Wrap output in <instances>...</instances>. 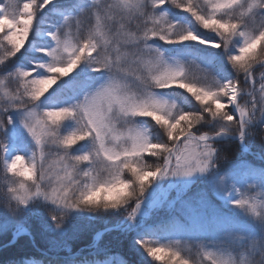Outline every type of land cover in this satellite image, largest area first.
<instances>
[{"label": "snow or ice", "instance_id": "1", "mask_svg": "<svg viewBox=\"0 0 264 264\" xmlns=\"http://www.w3.org/2000/svg\"><path fill=\"white\" fill-rule=\"evenodd\" d=\"M0 220L52 234L19 264H264V0H2Z\"/></svg>", "mask_w": 264, "mask_h": 264}, {"label": "trees", "instance_id": "2", "mask_svg": "<svg viewBox=\"0 0 264 264\" xmlns=\"http://www.w3.org/2000/svg\"><path fill=\"white\" fill-rule=\"evenodd\" d=\"M2 2V0H0ZM52 7V6H50ZM183 15V14H182ZM179 18V17H178ZM199 75V73H196ZM257 143H259V137L257 138ZM259 163V161H256ZM76 221H72V224H75ZM104 227L103 222H97L94 225V228L91 231L85 232L81 234V236L77 239H72L69 241V244L72 248L73 253L78 252L81 248L85 247L92 239L94 232L96 230H100ZM30 230L35 238V246L33 243L31 244L30 241L28 242L27 239L25 242L20 244H15V246L20 247V249L14 250V245L6 246L4 249L0 251V253H11L6 260H3L0 256V264H19L20 261L25 259H42L41 253L44 252L48 248V240L52 238L51 233H44L41 230L40 224L36 220H32L30 224ZM110 236L103 237L101 243H105L110 240ZM12 240V230L9 229L7 231H0V248L8 245ZM14 250V252H13ZM61 255H65V253H61ZM114 256H121V258L125 260L135 261L137 256L130 253L128 251L127 245L123 246H114L113 253ZM193 259H197L195 253H193ZM13 259V260H12ZM204 264H209L208 261H204Z\"/></svg>", "mask_w": 264, "mask_h": 264}, {"label": "rangeland", "instance_id": "3", "mask_svg": "<svg viewBox=\"0 0 264 264\" xmlns=\"http://www.w3.org/2000/svg\"><path fill=\"white\" fill-rule=\"evenodd\" d=\"M0 222H2V220H0ZM0 231H3V230H0ZM30 232H31V230H30ZM32 234V233H31ZM32 237H33V235H32ZM26 239H27V241L29 242L30 241V243L32 244L33 242H32V238H30L29 236H20L19 238H17L16 239V241H15V243H12V245H14V250H16V249H20V247H17V246H15V244H20V243H22V242H25L26 241ZM102 239H103V237L101 238V241H102ZM106 243V242H105ZM5 247H1L0 248V251L2 250V249H4ZM14 250H13V252H14ZM79 252V251H78ZM11 254V253H5V252H2V253H0V256L2 257V259L3 260H6V258L9 256V255ZM13 260V259H12Z\"/></svg>", "mask_w": 264, "mask_h": 264}, {"label": "water", "instance_id": "4", "mask_svg": "<svg viewBox=\"0 0 264 264\" xmlns=\"http://www.w3.org/2000/svg\"><path fill=\"white\" fill-rule=\"evenodd\" d=\"M9 245H12V241L10 242V244Z\"/></svg>", "mask_w": 264, "mask_h": 264}]
</instances>
